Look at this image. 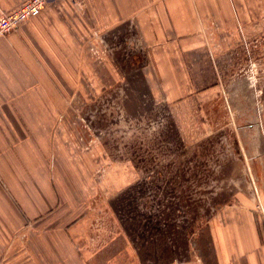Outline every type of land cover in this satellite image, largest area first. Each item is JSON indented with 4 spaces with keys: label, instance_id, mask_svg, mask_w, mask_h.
Returning a JSON list of instances; mask_svg holds the SVG:
<instances>
[{
    "label": "rangeland",
    "instance_id": "obj_1",
    "mask_svg": "<svg viewBox=\"0 0 264 264\" xmlns=\"http://www.w3.org/2000/svg\"><path fill=\"white\" fill-rule=\"evenodd\" d=\"M249 2L238 35L208 27L187 84H176L169 54L154 53L135 22L90 23L83 65L59 86L41 164L25 165L41 169L45 207L7 251L25 252V264L184 258L215 208L247 183L239 126L264 108V0Z\"/></svg>",
    "mask_w": 264,
    "mask_h": 264
},
{
    "label": "crops",
    "instance_id": "obj_2",
    "mask_svg": "<svg viewBox=\"0 0 264 264\" xmlns=\"http://www.w3.org/2000/svg\"><path fill=\"white\" fill-rule=\"evenodd\" d=\"M25 1L0 0V16ZM250 4L48 0L38 17L14 32L0 33V264H25V252L7 250L15 239L21 242L27 221L39 217L45 207L41 169L37 172L31 165L41 164V150L52 139L57 101L64 99L59 86L72 84L74 69L83 65L80 53L90 23L100 30L101 21L135 22L154 53L169 54L170 67L178 70L176 84H187L182 79L187 64L198 67L204 61L208 27L215 22L216 36L238 35L237 25L249 19ZM252 117V126H239L246 138L239 147L247 183L215 208L195 232L184 258L169 264H264V108ZM26 161L31 165L25 166Z\"/></svg>",
    "mask_w": 264,
    "mask_h": 264
},
{
    "label": "built area",
    "instance_id": "obj_3",
    "mask_svg": "<svg viewBox=\"0 0 264 264\" xmlns=\"http://www.w3.org/2000/svg\"><path fill=\"white\" fill-rule=\"evenodd\" d=\"M48 0H27L0 16V33L9 34L16 31L26 21L38 17Z\"/></svg>",
    "mask_w": 264,
    "mask_h": 264
}]
</instances>
